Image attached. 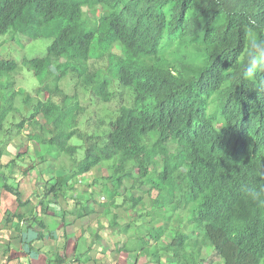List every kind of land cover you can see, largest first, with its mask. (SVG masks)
I'll return each mask as SVG.
<instances>
[{
    "label": "trees",
    "instance_id": "trees-1",
    "mask_svg": "<svg viewBox=\"0 0 264 264\" xmlns=\"http://www.w3.org/2000/svg\"><path fill=\"white\" fill-rule=\"evenodd\" d=\"M250 29L264 37V0H0V34L52 38L45 57L22 60L39 83L32 95L19 88L4 96L14 82L3 79L18 64L0 59V188L28 203L2 172L15 160L2 162L29 126L28 141L69 163L45 180L44 195L65 197L74 180L103 165L105 215L135 211L142 196L127 190L143 188L149 208L138 217L164 223L139 238L151 264H201L209 247L222 264H264V203L243 194L264 184V87L242 78ZM68 74L73 94L59 87ZM116 87L130 92V104ZM78 90L119 101L102 134L80 129ZM32 169L20 166L21 177ZM178 211L189 216L172 228Z\"/></svg>",
    "mask_w": 264,
    "mask_h": 264
},
{
    "label": "rangeland",
    "instance_id": "rangeland-1",
    "mask_svg": "<svg viewBox=\"0 0 264 264\" xmlns=\"http://www.w3.org/2000/svg\"><path fill=\"white\" fill-rule=\"evenodd\" d=\"M52 42V38H38L34 40H30L23 35H15L10 32L6 34H0V59H12L17 62L18 66L14 73L10 75H6L3 79V82L7 78H10V81L14 82V86L12 89H7L4 91V96L9 95L14 90L21 88L22 90L30 93L31 95L33 92L38 88L39 83L36 77L33 75L31 70H28L23 64V59H32V58H43L47 54V48ZM55 63H52V69L54 68ZM98 66V65H96ZM74 83L75 79L68 74L64 78H62L59 82L60 89L65 94H73L74 92ZM118 92L122 94V102L123 104H130L131 102V94L126 89H120L116 87ZM79 93V100L81 105L84 107V116L80 118V129H85L89 133H103L107 130V123L108 121L112 120L117 113V109L120 105L117 99H113L111 102L107 104H103L102 102L93 98L89 93L85 92L84 90H78ZM16 105L20 106V100L17 99ZM100 122H103V125H99ZM99 125V126H98ZM31 131V128L27 126L18 137H15L7 146V153L8 156L3 158V164L7 163L8 160L14 159L15 166L7 167L2 169V172L5 173L7 180L6 182L11 186H17L19 191L21 192L22 196L32 197L36 193H45V178L43 177H51L57 173L61 172L60 167L62 164L65 167H69V163L64 158L58 157L55 152L49 150L47 147H43L41 150L36 144L27 140L26 135ZM72 145H80V141L76 138H73L70 141ZM47 148V149H45ZM168 148L170 151L174 152L176 146L173 142L168 143ZM17 155V156H16ZM77 160L81 159L82 151H78L77 155L75 156ZM61 162V163H60ZM29 165H33V169L27 174L28 177L20 175V166L27 167ZM108 171L106 166L103 165L102 167L97 166L91 172L84 174L83 176L79 177L78 179L74 180L75 183L84 182L86 187L84 186H77L76 187V194L82 195V192H87V188L93 187V190H89V193L84 194L85 197L88 196L91 200L94 199L96 202L105 200L108 201V190L110 189V184L103 185L102 183H106L104 179H100L102 176H106ZM58 175V174H57ZM9 177V178H8ZM17 178V179H16ZM24 179L22 182L21 180ZM94 179H100L97 184L93 183ZM18 180V181H17ZM54 182V179H49V183ZM90 183V185H87ZM131 185L130 180H125L123 183V187L128 188ZM23 192H22V191ZM141 190H127V196L134 195V196H142V204L136 207L135 211L129 209V212L126 213L125 219L122 215L118 216L116 219V231H110L112 234V239L114 241L119 240L121 241V248L124 246L127 250L132 251L136 250L141 247L142 242L138 239L146 235L147 230L150 227H159V225H163V221L155 222L150 224L149 218L147 217H138L140 213L145 212L149 208V197L147 194ZM0 192L2 194L1 197L3 198H14L9 193L2 191L0 188ZM124 189H120V193H123ZM68 196H72V193H67ZM151 195H155V193H151ZM43 196L42 194L40 195ZM5 200V199H3ZM116 200L122 201V197H117ZM91 201L88 205L94 207ZM119 202V203H120ZM92 203V204H91ZM95 203V202H94ZM130 202L128 201L125 204L127 208L130 206ZM87 205V206H88ZM99 208H96L97 212H102L104 210V206H100L97 204ZM118 213H123V208L118 210ZM187 216L184 212L178 211L177 216L171 222V227L175 228L178 225L179 219L186 222ZM110 217V216H109ZM108 217V218H109ZM126 217L130 220L127 221ZM112 221V215H111ZM128 224V226H126ZM50 229H54L55 225H50ZM146 231V232H145ZM113 234L115 236L113 237ZM169 238L168 234L164 237L165 241ZM164 241V240H163ZM123 248V247H122ZM130 254V253H128ZM132 259H135V253H132ZM144 257L145 260L149 259V256L146 254L140 255V258ZM139 258V259H140ZM169 260V257H167ZM202 261L201 264H222L221 260L218 256L212 251L209 247L207 248L202 254ZM171 260V259H170Z\"/></svg>",
    "mask_w": 264,
    "mask_h": 264
},
{
    "label": "crops",
    "instance_id": "crops-1",
    "mask_svg": "<svg viewBox=\"0 0 264 264\" xmlns=\"http://www.w3.org/2000/svg\"><path fill=\"white\" fill-rule=\"evenodd\" d=\"M85 185L84 182L75 183L69 192L72 196L23 195L21 203H28L21 205L14 196L6 199L0 195V264H46L57 258L63 259V264H151L144 257L140 258L142 252L138 249L119 248L121 241L112 239L110 231H116V227L111 228L110 218L122 215L125 219L126 213H118L119 209H110L107 215L103 210L97 212L99 203L84 195L93 187L87 188L82 195L75 193L77 186ZM91 201L96 204L94 207L88 205ZM84 205L93 211L87 214ZM8 215L10 219L5 220ZM126 220L130 221L127 217ZM51 224L55 225L54 229H50Z\"/></svg>",
    "mask_w": 264,
    "mask_h": 264
},
{
    "label": "clouds",
    "instance_id": "clouds-1",
    "mask_svg": "<svg viewBox=\"0 0 264 264\" xmlns=\"http://www.w3.org/2000/svg\"><path fill=\"white\" fill-rule=\"evenodd\" d=\"M249 24L255 21L249 19ZM248 51L246 62L242 70V78L248 81L258 82L264 87V37H258L254 29L248 33ZM243 194L251 201L264 203V184L244 186Z\"/></svg>",
    "mask_w": 264,
    "mask_h": 264
}]
</instances>
